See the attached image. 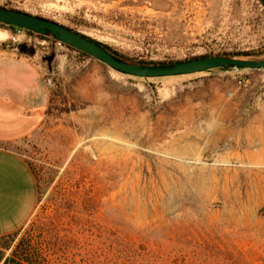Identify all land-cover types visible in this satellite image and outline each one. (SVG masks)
Instances as JSON below:
<instances>
[{
    "label": "rangeland",
    "instance_id": "374dc122",
    "mask_svg": "<svg viewBox=\"0 0 264 264\" xmlns=\"http://www.w3.org/2000/svg\"><path fill=\"white\" fill-rule=\"evenodd\" d=\"M0 8L58 23L135 64L264 58L259 0ZM2 34L38 54L49 103L31 135L4 145L28 165L37 201L0 239V264H264V68L138 79L25 30Z\"/></svg>",
    "mask_w": 264,
    "mask_h": 264
},
{
    "label": "crops",
    "instance_id": "0c3cea01",
    "mask_svg": "<svg viewBox=\"0 0 264 264\" xmlns=\"http://www.w3.org/2000/svg\"><path fill=\"white\" fill-rule=\"evenodd\" d=\"M8 38L0 39V238L29 221L37 201L36 180L28 165L4 145L31 135L49 103L38 54L5 45ZM14 39L23 41L20 36Z\"/></svg>",
    "mask_w": 264,
    "mask_h": 264
},
{
    "label": "water",
    "instance_id": "95a60500",
    "mask_svg": "<svg viewBox=\"0 0 264 264\" xmlns=\"http://www.w3.org/2000/svg\"><path fill=\"white\" fill-rule=\"evenodd\" d=\"M260 1L264 4V0ZM0 25L30 31L37 36L51 37L53 41L91 57L113 72L138 79L192 76L217 69L258 71L264 68V58L259 61H249L225 56L198 58L173 65L135 64L112 55L100 43L58 23L4 8H0Z\"/></svg>",
    "mask_w": 264,
    "mask_h": 264
},
{
    "label": "trees",
    "instance_id": "16d2710c",
    "mask_svg": "<svg viewBox=\"0 0 264 264\" xmlns=\"http://www.w3.org/2000/svg\"><path fill=\"white\" fill-rule=\"evenodd\" d=\"M260 1V0H259ZM261 2V1H260ZM261 4L264 6V4L261 2ZM0 26H4V25H0ZM7 27H9V28H12V29H16V28H13V27H11V26H7ZM25 32H27V33H29V34H33L32 32H30V31H26L25 30ZM76 33V32H75ZM37 37H39V38H42V39H47V40H52V38L51 37H42V36H37ZM85 37V36H84ZM53 41V40H52ZM101 46H103L102 44H101ZM106 50H108L112 55H114V56H116V57H118V58H120V59H123V60H125V58H123V57H121V56H119L118 54H116V53H114V52H111V50L108 48V47H105V46H103ZM66 48H68L69 50H72V51H74V52H77V51H75V50H73L72 48H70V47H68V46H66ZM19 51L20 52H22V49L21 48H19ZM78 54H80V55H83V56H86V57H89V56H87V55H85V54H83V53H80V52H77ZM221 56H225V57H230V58H239L240 56L241 57H243V56H245V57H247V56H249V54H242V55H240V54H238V55H234V56H230L229 54L228 55H221ZM206 57V56H205ZM205 57H199V58H205ZM250 57V56H249ZM90 58V57H89ZM195 59H198V58H195ZM195 59H193V60H195ZM188 61V60H187ZM184 62V61H183ZM137 64H146V63H137ZM148 64H150V63H148ZM168 64H170V63H168ZM174 64H176V63H174ZM150 65H164V64H150ZM170 65H173V64H170ZM11 236H5V237H1L2 239L3 238H10ZM0 238V239H1ZM24 253H23V255H24V257H27V254H26V251L24 250L23 251ZM15 255H17V254H15ZM32 259H27V258H13L12 257V259H5V261H4V263L3 264H34L32 261H31Z\"/></svg>",
    "mask_w": 264,
    "mask_h": 264
},
{
    "label": "built area",
    "instance_id": "2783aa9c",
    "mask_svg": "<svg viewBox=\"0 0 264 264\" xmlns=\"http://www.w3.org/2000/svg\"><path fill=\"white\" fill-rule=\"evenodd\" d=\"M16 30H18V31H23V30H21V29H16ZM52 46H53V48H55V49H63V48H65V45H63V44L60 43V42H55V41H53Z\"/></svg>",
    "mask_w": 264,
    "mask_h": 264
},
{
    "label": "bare ground",
    "instance_id": "6f19581e",
    "mask_svg": "<svg viewBox=\"0 0 264 264\" xmlns=\"http://www.w3.org/2000/svg\"><path fill=\"white\" fill-rule=\"evenodd\" d=\"M5 38V35H0V39H4Z\"/></svg>",
    "mask_w": 264,
    "mask_h": 264
}]
</instances>
